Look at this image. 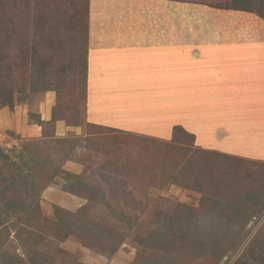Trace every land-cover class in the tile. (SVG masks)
I'll list each match as a JSON object with an SVG mask.
<instances>
[{"label":"rangeland","instance_id":"obj_1","mask_svg":"<svg viewBox=\"0 0 264 264\" xmlns=\"http://www.w3.org/2000/svg\"><path fill=\"white\" fill-rule=\"evenodd\" d=\"M180 1L264 19V0ZM88 48L89 0H0L2 252L13 264H264V161L196 143L217 153L201 176L178 164L197 160L191 132L173 139L180 124L168 137L92 124Z\"/></svg>","mask_w":264,"mask_h":264},{"label":"crops","instance_id":"obj_2","mask_svg":"<svg viewBox=\"0 0 264 264\" xmlns=\"http://www.w3.org/2000/svg\"><path fill=\"white\" fill-rule=\"evenodd\" d=\"M89 122L264 161V19L180 0H89Z\"/></svg>","mask_w":264,"mask_h":264},{"label":"trees","instance_id":"obj_3","mask_svg":"<svg viewBox=\"0 0 264 264\" xmlns=\"http://www.w3.org/2000/svg\"><path fill=\"white\" fill-rule=\"evenodd\" d=\"M92 124H94V123H92ZM179 127L182 128V126H176L175 127L173 139H174L175 134H176L175 131ZM183 130L186 131L188 134L190 133V132H188L185 129H183ZM191 136L194 137V143H192L193 145L190 144L192 148H190L188 150L192 152V156H194L193 158H197V160L195 159L193 162H190V161L185 162V160H182V161H180L178 163L179 166H180V168L181 169H184L187 166H190L191 165L192 168H193V170H196L197 172H199V174L202 173V174H200L201 176L203 175V173L205 171L206 172L209 171V172H212V173H216L218 170H217V164L215 163L216 160H214V159L217 158L216 155H215L217 153L215 151H207V150H204L200 146H198V147L197 146H194V144H196L195 135L194 134H191ZM174 141H176L175 143H180V142H178V140H173L172 143ZM175 148L180 149V146L178 144H176L175 145ZM206 156H209V157H206ZM204 157L207 158V159L206 160H203L202 158H204ZM209 158H210V161H208ZM114 163H117V162H114ZM114 163L108 162V163H106V165H113ZM76 178H79V177H76ZM197 181H199V180L197 179ZM21 205H23V204H19L18 205L20 207V209H22V206ZM186 223H188V222H186ZM39 244L42 245L41 241H38V242L35 243V245H39ZM1 246H2V240L0 241V247ZM0 252H2L1 248H0ZM0 264H13V263H11L10 257L7 256L4 252H2V253H0Z\"/></svg>","mask_w":264,"mask_h":264}]
</instances>
